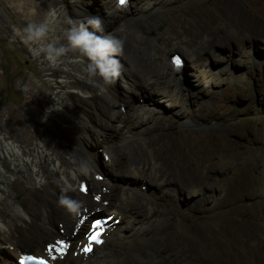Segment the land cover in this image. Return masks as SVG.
Wrapping results in <instances>:
<instances>
[{"label":"bare ground","instance_id":"1","mask_svg":"<svg viewBox=\"0 0 264 264\" xmlns=\"http://www.w3.org/2000/svg\"><path fill=\"white\" fill-rule=\"evenodd\" d=\"M1 2L7 12L0 13L3 18L0 21L14 42L40 63L49 85L43 86L42 82L34 79L26 87L27 107L34 114L33 120L19 121L12 111L0 110V264H18L21 256L28 254L29 250L54 264H191L192 260L185 256L184 251L178 250L181 245L179 236L182 243L185 238L172 233L177 224L171 222L169 214L158 216L151 213L153 201H164L169 196H172L171 204L177 205L179 200L175 187L171 184L159 190L147 184H117L119 177H126L135 165L140 167H136L132 175L142 177V174H151L160 184L165 181L157 158L148 159L147 150L155 143L145 136L144 131L140 133L137 130L139 126L146 125L147 119L139 122L123 112L128 101L125 96L134 89H140L151 99L154 94L166 102L171 97L172 103L181 107L183 112L188 96L181 91L180 85L185 80L186 69L175 71L171 62L172 52L180 50L185 53L190 68L192 66L199 72L200 83L196 87H200L218 79L206 67L199 71V68L204 69V61L209 62L205 58L207 55L215 56L214 48L223 46L230 49L231 56L240 54L241 49L236 48L231 38L221 37V29L213 28L214 21L204 24L201 31L193 35L187 28H180L173 19L169 23L174 32H161L148 49L140 43L145 41L144 33L161 27L165 18L161 15L151 17L148 13L162 0H139V3L135 0L127 7H120L118 0H104L103 16L96 18L101 20L103 29L115 26L114 34L121 38L123 63H119L121 80L114 79L112 83L103 85L98 78L87 76L84 71L87 61L77 53L68 52L52 59L46 50L49 44L55 47L64 44L68 30L80 27L87 18H91L86 14L85 0ZM162 8L160 10H165ZM44 21L50 25L47 39L40 43L27 42L24 35L27 25ZM117 22L122 24L116 26ZM180 29L183 33L179 32ZM237 41L240 44V39ZM150 51L151 58H145ZM199 58H203L200 65ZM149 77L155 78L153 85L147 79ZM162 79L166 80L169 90L154 88L156 83L163 84ZM172 88L178 90L177 97L171 95ZM144 102L148 104L149 100ZM147 107L149 105L138 109L150 112ZM130 108L136 110L132 106ZM238 136L235 131L230 132L215 151L208 148L205 157L197 159L198 169L204 164L212 171L231 168L228 160L236 153ZM52 140H58L62 146L51 143ZM229 143L235 149L229 150ZM97 145L109 153L108 165L115 169L116 183L103 177L99 151L93 149ZM191 154L198 155L196 151ZM201 178H206V175ZM182 189L185 191L186 187ZM161 193L164 197L158 199ZM205 197L194 205L207 200ZM139 198L147 207L142 214L130 206H140ZM61 200L65 202L61 203ZM192 207L188 211L198 210V207ZM104 213L115 216L112 222L118 218L121 222L109 228L106 242L95 247L93 255L86 256L85 234L92 224L86 219L91 214L101 217ZM186 226L179 224L180 228ZM166 252L170 253V259L162 257Z\"/></svg>","mask_w":264,"mask_h":264},{"label":"rangeland","instance_id":"2","mask_svg":"<svg viewBox=\"0 0 264 264\" xmlns=\"http://www.w3.org/2000/svg\"><path fill=\"white\" fill-rule=\"evenodd\" d=\"M136 1L139 3V0ZM85 3L88 17L103 16L104 0H85ZM157 4L148 15L165 17L164 24L154 28L151 34L144 33L145 41L140 43L148 49H151L154 38L161 32H174L169 21L176 20L180 28H187L193 35L199 33L204 24L214 21L213 28H220L221 37L231 38L241 52L231 56L230 49L226 50L223 46L214 48L216 54L205 57L209 62L204 61V69L197 68L200 72L207 68L218 79L200 87H196L200 83L199 72L192 66L190 68L185 53L180 50L172 52V56L179 55L185 62L186 75L180 89L188 97L183 112L180 111L181 107L172 103L171 97L166 102L160 99V95L154 94L151 99L140 89H134L132 92L135 94L130 92L125 96L128 101L123 112L139 122L147 119L146 125L139 126L137 130L140 133L144 131L145 136L155 143L153 148L146 149L148 159L157 158L166 183L160 184L151 174H142V177L132 175L134 169L140 167L137 165L129 170L130 174L119 177L117 181L115 169L108 165L109 153L103 146L97 145L93 149L99 151L101 173L107 181H117L122 186L147 184L159 190L171 184L175 187L179 200L177 207L171 204L172 196H169L164 201H153L151 213L158 216L169 214L171 222L177 224L172 233L185 238L182 243L183 239L179 236L181 245L178 250L184 251L185 256L192 260L191 264H264V0H162ZM162 7L165 10H160ZM0 11L7 12L1 0ZM9 18L18 25L15 19ZM0 19H3L1 14ZM121 24L117 22L116 26ZM0 25V110L12 111L19 121H31L34 114L27 107L26 87L34 79L42 82L43 86L49 84L40 69V63L14 42L1 21ZM114 27L105 26L98 35L111 33L117 37ZM179 32L183 33L182 29ZM63 42L66 43L65 40ZM150 53L145 58H151ZM115 58L120 64L123 63L121 53ZM199 59L198 65L203 63V58ZM206 63L208 66H205ZM119 79L120 75L115 78L116 81ZM147 79L153 85L155 78ZM162 83H156L154 88L170 89L166 80L162 79ZM172 90L171 95L177 97L178 90ZM145 99L149 100L148 104H145ZM143 105H149L147 108L150 112L139 111V106ZM234 131L240 136L236 138V149L229 143V150L235 149L236 152L228 160L232 167L212 171L204 164L198 169L197 161L205 157L209 149L215 151L219 148L222 140ZM51 143L62 146L58 140H52ZM194 151L198 155L193 156L191 153ZM202 175H206V178L202 179ZM182 187H186V190ZM162 197L163 193L158 199ZM202 197L207 200L194 205ZM137 202L140 206H130L142 214L147 207L141 198ZM190 206L198 207V210L190 212ZM97 215L91 214L86 222L95 221L99 218ZM180 223L187 226L180 228ZM27 252L33 254L31 250ZM162 257L170 259L171 255L166 252Z\"/></svg>","mask_w":264,"mask_h":264},{"label":"clouds","instance_id":"3","mask_svg":"<svg viewBox=\"0 0 264 264\" xmlns=\"http://www.w3.org/2000/svg\"><path fill=\"white\" fill-rule=\"evenodd\" d=\"M49 31L50 25L47 21L29 23L24 29L25 40L32 43L43 42L47 39ZM101 32V20L96 17L87 18L80 27H72L65 33V44L59 47L49 44L46 50L52 59L62 57L68 52L77 53L87 61L84 69L87 76L90 79L98 78L101 84L108 85L119 75V62L115 57L120 54L121 40L111 33L98 35ZM175 56H172V59ZM183 63L182 69L185 68L184 60ZM64 202L61 200V203Z\"/></svg>","mask_w":264,"mask_h":264},{"label":"snow or ice","instance_id":"4","mask_svg":"<svg viewBox=\"0 0 264 264\" xmlns=\"http://www.w3.org/2000/svg\"><path fill=\"white\" fill-rule=\"evenodd\" d=\"M120 2L123 4L124 3V0H120ZM173 62L174 63H179L177 60H175V58L173 59ZM83 190V189H82ZM92 227L93 228H98L99 227V222L97 221V222H95L93 225H92ZM98 235V234H97ZM93 239H95V242L96 243H100V241H99V239H96V237L94 236V237H92ZM57 244H60V242L59 241H57L56 242ZM88 249H85V251H87ZM37 264H44V262L43 261H38L37 262Z\"/></svg>","mask_w":264,"mask_h":264}]
</instances>
